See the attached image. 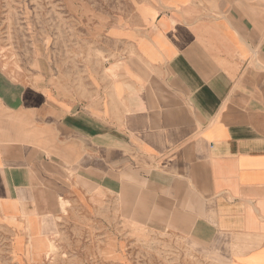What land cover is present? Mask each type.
<instances>
[{
    "label": "crops",
    "instance_id": "0c3cea01",
    "mask_svg": "<svg viewBox=\"0 0 264 264\" xmlns=\"http://www.w3.org/2000/svg\"><path fill=\"white\" fill-rule=\"evenodd\" d=\"M102 24L109 59L87 89L0 52V225L14 249L61 200L115 196L223 264H264V0H146Z\"/></svg>",
    "mask_w": 264,
    "mask_h": 264
},
{
    "label": "rangeland",
    "instance_id": "374dc122",
    "mask_svg": "<svg viewBox=\"0 0 264 264\" xmlns=\"http://www.w3.org/2000/svg\"><path fill=\"white\" fill-rule=\"evenodd\" d=\"M145 1L0 0V52L23 73L47 60L57 75L87 89L109 59L105 34L94 28L129 19ZM100 198L66 199L44 235L16 250L17 236L0 225V264H223L213 244L150 230L121 211L115 196Z\"/></svg>",
    "mask_w": 264,
    "mask_h": 264
},
{
    "label": "bare ground",
    "instance_id": "6f19581e",
    "mask_svg": "<svg viewBox=\"0 0 264 264\" xmlns=\"http://www.w3.org/2000/svg\"><path fill=\"white\" fill-rule=\"evenodd\" d=\"M65 203L66 202H64L63 200L60 201V208H61V212H63V213L65 212ZM42 240H43V244H44L45 248H47L46 251L52 253V251H54V249H53L54 246L52 244H47L45 239H42ZM31 241H32V237H29V242H31Z\"/></svg>",
    "mask_w": 264,
    "mask_h": 264
}]
</instances>
